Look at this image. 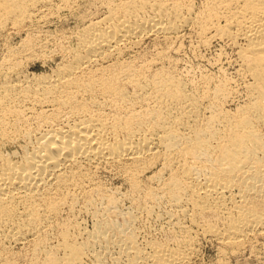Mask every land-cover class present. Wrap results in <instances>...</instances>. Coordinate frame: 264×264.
<instances>
[{
  "label": "bare ground",
  "instance_id": "6f19581e",
  "mask_svg": "<svg viewBox=\"0 0 264 264\" xmlns=\"http://www.w3.org/2000/svg\"><path fill=\"white\" fill-rule=\"evenodd\" d=\"M101 1L102 16L80 14L50 45L44 28L79 13L78 0H0V42L26 36L0 62V264H19L9 244L31 250L25 264H187L201 239L226 251L264 240V0ZM188 28L231 47L244 101L228 73L197 84L138 52ZM80 205L90 230L67 218ZM144 216L171 239L141 241Z\"/></svg>",
  "mask_w": 264,
  "mask_h": 264
},
{
  "label": "rangeland",
  "instance_id": "374dc122",
  "mask_svg": "<svg viewBox=\"0 0 264 264\" xmlns=\"http://www.w3.org/2000/svg\"><path fill=\"white\" fill-rule=\"evenodd\" d=\"M100 1V2H99ZM99 1H97V0H78V4H79V6H80V12L79 13H75V14H73V13H71V12H65V14L62 16V18H57V17H54L53 19H52V23L50 22L49 23V25H47L44 29L45 30H48V32H49V35H50V38H49V40L52 42H55V43H51L50 45H54V44H56L57 43V41L59 42V40H61V38L63 37V35H65V33H66V35L67 34H69L71 31H73V30H75V28H77L80 24H81V21L83 20V19H81L80 17H83L84 15H85V17L86 18H88V20L89 19H92V18H97V17H99V16H102L103 15V13L105 12V7H104V5L102 4V1L101 0H99ZM84 15H83V14ZM80 14H82L83 16H81ZM80 16V17H79ZM54 20V21H53ZM50 26V27H49ZM49 27V28H48ZM74 28V29H73ZM188 29H190V30H188ZM187 30V36H185V40H183L182 42L181 41H179V43L178 42H170L169 43V41L168 42H166L165 43V41H160V42H158V46H157V41L155 42V40H153V39H147L146 41H145V43L143 44V45H141L140 47H139V50H138V52L140 51V54H142L143 53V56H145V54H146V57L148 56V57H150L149 59H152L153 58V56H154V54H156L157 56L159 55L160 56V54H161V56H160V58H159V60L161 59V61L162 62H166L165 64H166V66H171V64H173L170 68H173V66L176 68V67H178V69H173L176 73H177V75L179 74V76H181V77H184V76H186L185 78H187V79H189V80H195V82L197 83V84H200L201 83V80H203L204 79V77L201 79V77H202V75L203 76H205V78L207 77V76H213L212 78H215L214 80H212V78L211 77H207V78H210L213 82H218L219 80H221L222 78H224V76H225V74L226 73H228V74H226V76H225V78H232L233 80H236L235 81V83H234V81H233V84H235L234 86H236L237 88H239V97H238V99L240 100V101H244L245 99H244V97H245V93H244V91L243 90H241L242 88H240V86L242 85V83H243V78L240 76V73L239 72H237L238 71V66H237V64L235 63V61H234V55H232L233 54V50L231 49V47L230 46H228V45H226L223 41H220V40H214L211 44H209V47L208 46H206V45H202V42L201 41H198L200 38L196 35L197 33L196 32H194V30L192 31V29L193 28H188ZM50 30H51V33H50ZM54 30V31H53ZM65 31V32H64ZM193 32V33H191L190 34V32ZM58 32V33H57ZM64 33V34H63ZM189 33V34H188ZM194 33H195V35H194ZM60 34H61V37H60ZM193 34V35H192ZM189 35H190V37H189ZM9 36V38L7 39V40H4V38L2 39L3 40V42H2V40H1V42H0V62L2 61V57H3V53H5L6 52V46H8L9 45V43L10 44H14V45H19V42H21V40H22V38H24V37H26L25 36V34H23L22 36H20V35H18L16 32H12L11 34H9L8 35ZM55 37H56V39H55ZM57 37L58 38H60V39H58L57 40ZM198 38V39H197ZM9 39H10V41H9ZM12 40V41H11ZM8 44H7V43ZM182 43V46L183 47H180V45L179 44H181ZM201 42V43H200ZM156 43V44H155ZM160 43V44H159ZM224 43V44H223ZM6 44V45H5ZM172 44H174V46H175V44H176V46L179 48H177L176 46L174 47ZM170 47L171 45V50H170V48H169V50L170 51H168V46ZM192 45L193 46H195V47H192ZM197 45V46H196ZM212 45V46H211ZM158 47L157 49H158V51H157V49L155 48V47ZM160 46H162V47H160ZM199 46V47H198ZM211 46V47H210ZM6 47V48H5ZM153 47H154V49H153ZM230 47V48H229ZM145 49V50H143V49ZM146 48H148V49H146ZM151 48V49H150ZM172 48H174L173 50H172ZM175 48H177V49H175ZM181 48H182V50H181ZM184 48V49H183ZM150 49V50H149ZM160 49V50H159ZM224 49V50H223ZM147 50V51H146ZM153 50H155L156 52H154ZM161 50H163V51H165V52H168L167 54H168V56H165V54L161 51ZM174 50H176V52H174ZM178 50V51H177ZM181 50V51H180ZM161 51V52H160ZM172 51V52H171ZM198 51V52H197ZM149 52H150V56H149ZM153 52V53H152ZM170 52V53H169ZM179 52H180V54H179ZM147 53H148V55H147ZM159 53V54H158ZM163 53V54H162ZM153 56H152V55ZM166 54V55H167ZM175 54V55H174ZM224 54V55H223ZM154 56V58L155 57H157V56ZM162 55H163V58H162ZM158 56V57H159ZM170 56H171V58H170ZM174 56V57H173ZM177 56V57H176ZM220 56V57H219ZM228 56H230V57H228ZM233 56V57H232ZM147 57V58H148ZM152 57V58H151ZM157 57V58H158ZM168 57V59H165V58H167ZM177 58V59H176ZM221 58V59H220ZM226 58V59H225ZM229 58H231V59H229ZM164 59H165V61H164ZM171 61H175V62H173V63H170V64H168L169 62H170V60ZM175 59V60H174ZM218 59V60H217ZM224 59V60H223ZM167 60V61H166ZM177 60V61H176ZM219 60H220V62H219ZM227 60V61H226ZM229 60H231V61H229ZM179 61V62H178ZM234 62V63H233ZM179 63V64H178ZM176 64L178 65V66H176ZM233 64V65H232ZM234 64H235V66H234ZM185 65V66H184ZM186 65H187V67H186ZM36 66H40L39 68H41V65H40V63H34V64H31L30 66H28L29 67V69L30 70H32V71H35L37 68H36ZM187 68V70L186 69H184V70H182L183 68ZM235 67V68H234ZM237 67V68H236ZM191 68H192V73L191 72H189L190 70H191ZM225 69V70H223V69ZM190 69V70H189ZM221 69V70H220ZM41 70V69H40ZM179 70V71H178ZM220 70V71H219ZM183 71V72H182ZM187 71V72H186ZM222 71V72H221ZM194 72H196V73H194ZM199 72H202V73H199ZM220 72V73H219ZM224 72V73H223ZM237 72V73H236ZM184 73V74H183ZM185 73L187 74V75H185ZM188 73H190V74H188ZM208 73H209V75H208ZM238 73H239V75H238ZM195 74V75H194ZM201 74V75H200ZM212 74V75H211ZM218 74H219V78L217 77L218 76ZM190 75H192V76H190ZM195 77H194V76ZM200 75V77H198ZM216 77H215V76ZM229 75V76H228ZM197 76V77H196ZM240 76V77H239ZM190 78H192V79H190ZM196 78V79H195ZM219 80H218V79ZM199 79H200V81H199ZM240 80V81H239ZM242 80V81H241ZM238 82H240V83H238ZM242 91V92H241ZM240 101H234L233 103H231L229 106L231 107V108H233V107H235ZM17 146H19L18 144H15V145H11V149L13 148V149H19V147H17ZM109 174H103L102 176H101V180H102V178H103V183H105L106 184V186H107V189H109V191H110V188H111V192H115L116 190H117V188L115 187V186H117L118 187V189H121L122 190V192H124L125 191V189H126V184H125V182L122 180V178H120V177H117L116 178V176H113V175H109ZM112 176V177H111ZM114 177V178H113ZM107 182V183H106ZM122 182H124V183H122ZM109 184V185H108ZM124 187V189H123V187ZM121 186V187H120ZM110 187V188H109ZM114 190V191H113ZM119 193V192H118ZM120 194V193H119ZM120 196H122V195H120ZM123 200V199H122ZM125 204V205H124ZM128 204V205H127ZM120 205H121V208L122 209H125V208H127L129 205H130V202L129 201H127L126 199H124V202H123V205L124 206H122V201H121V203H120ZM81 206V205H80ZM81 208H83L82 206L79 208H77V210H75V212H73L74 213V215H72L71 213H69V211L67 212V211H65V212H63V214H62V217H63V219L66 217V215H68L69 216V214H70V216L69 217H67L68 219L69 218H73L74 220H76L77 221V218L76 217H79L78 219V221L77 222H79V224L83 227V228H86V229H88V230H90V229H92L93 228V226L92 225H94L95 224V218L94 217H92V214L89 212V211H86V210H84V209H81ZM83 211L84 213H82L81 211ZM79 212L82 214H79ZM87 212H89L90 213V215L88 214L87 215ZM158 212H160V210L158 209ZM67 213V214H66ZM69 213V214H68ZM85 214H86V216H85ZM80 215V216H79ZM75 216V217H74ZM76 218V219H75ZM146 218H148V217H146V216H144L143 218H141V219H143V221L142 220H140V222L142 223H140V224H138V226H139V228L142 230H144L143 232H142V235H141V241H146V240H149L150 241V239L151 240H156V241H167L168 239L170 240L171 238H170V230L167 228L168 226H167V224H165V222L163 221V220H161V219H155V217H153V218H151V217H149L148 218V220H144V219H146ZM84 219V220H83ZM83 220V221H82ZM92 220H93V222H92ZM86 221V222H85ZM146 221H149V222H147L146 223ZM154 221V222H153ZM156 221V222H155ZM69 221L67 220L66 221V223H68ZM83 222H85V224L83 223ZM163 222V223H162ZM93 223V224H92ZM155 223H157V226H154V225H156ZM163 225H162V224ZM64 224V223H63ZM147 224V225H146ZM160 224V225H159ZM165 225H166V227H165ZM142 228H141V227ZM151 226V227H150ZM61 227H64V226H61ZM60 227V228H61ZM73 227V226H72ZM88 227V228H87ZM154 227V228H153ZM158 229H157V228ZM73 228H75V229H73ZM72 229H71V231H72V233H73V236H80L79 234H78V231H77V226L76 227H73ZM146 228V229H145ZM151 228V229H150ZM153 228V229H152ZM161 228H163V230H165V231H163V230H161ZM74 230H76V232H73ZM167 231V232H166ZM161 232V233H160ZM169 232V233H168ZM146 234V235H144L143 236V234ZM167 234V236H166V234ZM58 232L56 231L55 233H54V235H53V237L51 238V245H57V241H59V237H58ZM151 234V235H150ZM55 236V237H54ZM147 236V238H145L144 239V237H146ZM168 238V239H167ZM79 239H81V237L79 238ZM56 241V242H55ZM200 244V245H199ZM199 244H198V251H197V253L192 257V259L187 263V264H264V240L263 239H258L257 240V242L256 243H254L253 245H247L245 248H241V249H237V251L235 250H233L232 251V249H227V251L225 250V247H222V246H220V244L219 243H217L216 241H214V240H212L211 241V239H201L200 241H199ZM220 246V247H219ZM9 247H10V252L11 253H9V256H11L12 254L14 255V257H13V255L11 256V261H12V258H13V262H14V260L16 261L15 263H19V264H25V263H28L30 260H31V256L30 255H32L31 254V250H29L28 249V247L26 248L25 246H23L24 247V249H22L23 247L21 246V245H15V244H9ZM14 249H13V248ZM222 248L224 249V250H222ZM13 249V250H12ZM27 250H29V251H27ZM112 251H114V253L113 252H111V255H115V252H117V249H115V248H112L111 249ZM239 250V251H238ZM15 251V252H14ZM22 253H21V252ZM25 253H24V252ZM27 251V252H26ZM232 251V252H231ZM28 252H30V253H28ZM24 253V254H23ZM17 254H20L19 256L20 257H17L18 255ZM22 254V255H21ZM28 254V255H27ZM15 255H17V256H15ZM24 255H26V256H24ZM41 255V256H40ZM39 256H38V258L40 259V261H42L41 259H42V255L43 254H40ZM28 256H30L29 258V260H28V262L25 260V257H26V259L28 258ZM23 257V258H22ZM16 258V259H15ZM18 258V259H17ZM22 259H24L23 261H22ZM18 260H21V263H20V261H18ZM111 259L110 258H108L107 259V262H109V263H111ZM24 262V263H23ZM92 264V260L91 259H87L86 260V262L84 263V264Z\"/></svg>",
  "mask_w": 264,
  "mask_h": 264
}]
</instances>
